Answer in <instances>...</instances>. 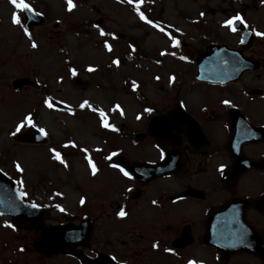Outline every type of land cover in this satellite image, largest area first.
<instances>
[{"label": "rangeland", "instance_id": "rangeland-1", "mask_svg": "<svg viewBox=\"0 0 264 264\" xmlns=\"http://www.w3.org/2000/svg\"><path fill=\"white\" fill-rule=\"evenodd\" d=\"M27 1L42 17L30 28L23 25L19 0H0V159L5 168L19 170L40 197L79 185L85 156L101 170L103 152L93 145H103L104 139L116 144L122 136L116 128L110 133L109 121L118 130L128 122V136L141 127L142 105L160 111L168 96L196 95L194 58L209 43L236 44L237 34L228 28L233 17L264 34V0ZM254 41L264 43V36ZM18 77L36 86L23 84L16 93L11 81ZM31 124L49 134L45 143L11 144L9 134ZM61 147L62 157L50 159ZM64 168L75 184L65 181ZM12 233L0 236V264H28V248L21 251L23 242Z\"/></svg>", "mask_w": 264, "mask_h": 264}, {"label": "flooded vegetation", "instance_id": "flooded-vegetation-1", "mask_svg": "<svg viewBox=\"0 0 264 264\" xmlns=\"http://www.w3.org/2000/svg\"><path fill=\"white\" fill-rule=\"evenodd\" d=\"M244 54L257 69L224 84L191 76L196 96L162 100L159 112L175 119L165 120L160 140L149 133L143 114L142 128L109 144L114 157L105 161L107 153L102 155L101 170L86 168L69 191L40 197L0 159V174L40 207L46 224L89 229L74 253L78 258L32 249L28 264H264V43L254 41ZM169 153L170 169H126L113 161L161 164ZM6 231L28 244L38 237L22 219L0 215V236Z\"/></svg>", "mask_w": 264, "mask_h": 264}, {"label": "water", "instance_id": "water-1", "mask_svg": "<svg viewBox=\"0 0 264 264\" xmlns=\"http://www.w3.org/2000/svg\"><path fill=\"white\" fill-rule=\"evenodd\" d=\"M27 19L29 20L27 22V25L29 26L34 22H39L31 20L30 18ZM234 23L235 25H239L240 22L239 20H236ZM232 56L236 58L234 53L232 55V52L222 44H213L207 46L206 50L196 58V76H200L201 79H209L211 81L220 82L235 79L237 76L230 75L233 74H231V72H233L232 68L238 64L231 63L233 59ZM236 69L237 70H235L234 73L238 74L243 68L237 66ZM22 81L25 80L19 79L15 81L14 86L17 87L18 83H21ZM31 132L32 131L22 134L20 136L21 139L26 141H33L32 136L30 137ZM3 207L5 210H8L7 206ZM25 211V206L19 205L17 206V208L13 207L11 213L15 216L23 217L26 221H29L31 225L39 227L41 229V236L36 247L43 253L49 254L58 250L65 253H70L73 250L74 246L79 243V235L81 230L80 226L69 227L60 225L55 228L46 227L42 224H38L34 220L33 215H30Z\"/></svg>", "mask_w": 264, "mask_h": 264}]
</instances>
